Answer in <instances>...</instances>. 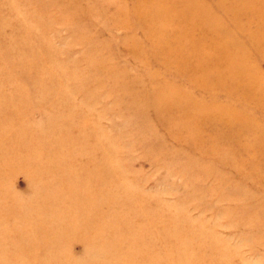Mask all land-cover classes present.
I'll return each mask as SVG.
<instances>
[{
	"label": "rangeland",
	"instance_id": "374dc122",
	"mask_svg": "<svg viewBox=\"0 0 264 264\" xmlns=\"http://www.w3.org/2000/svg\"><path fill=\"white\" fill-rule=\"evenodd\" d=\"M199 1L263 98L264 48L246 31L232 45L242 18ZM181 3L0 0V264H264V166L238 170L183 127L219 126L194 112L246 96L168 44ZM249 114L264 130V106Z\"/></svg>",
	"mask_w": 264,
	"mask_h": 264
},
{
	"label": "bare ground",
	"instance_id": "6f19581e",
	"mask_svg": "<svg viewBox=\"0 0 264 264\" xmlns=\"http://www.w3.org/2000/svg\"><path fill=\"white\" fill-rule=\"evenodd\" d=\"M197 2V3H196ZM208 3V1L206 0ZM214 2V1H212ZM253 7H244L243 0H229L227 3H223L220 0L214 2L216 7L226 8L227 22H234L239 18H242L239 24L234 25V31L227 29V33L234 37L232 45H237L241 48V43L239 42V35L246 31L247 35L258 45L257 47L264 48V0H253ZM202 3H205L202 1ZM201 2L198 0H182V13L174 14V27L171 31V38L168 44H175L178 47V54L184 64L189 65L193 70L199 75V73H206L207 76L204 78V84H210L219 86L220 88H226L227 90L236 91L237 93H243L246 96L245 107L230 105L225 107H217L215 109L202 107L200 110L195 111L197 115H202L208 118L213 117L215 119L223 120L221 125L216 127H206L215 124L214 121L209 122L200 128L193 124H184L183 127L187 125V131L195 134L199 140H205L210 143L207 146V152L221 154L223 157L235 158L239 155L241 158L235 161L236 168L238 170H244L245 168H250L255 171L256 169L264 166V130H258L255 124L252 122L250 110L255 108H261L264 106V97L259 95V90L255 79L243 75L244 70V57H247V53L242 52L238 56H233L229 54L223 59L224 53H227L228 46L219 45L218 41L215 40V23L219 19L212 13L210 8L207 10L204 6L199 5ZM166 6L162 8L164 11ZM231 10H234L233 12ZM236 10V11H235ZM169 13V10L167 14ZM172 14V15H173ZM163 15V14H162ZM225 17V18H226ZM221 23H226L223 19L219 20ZM179 24V28H176ZM165 28V26H164ZM170 28L166 30L169 31ZM166 34H168L165 31ZM241 33V34H240ZM148 38H160L163 34L159 32H148ZM196 36V37H193ZM198 42H197V40ZM200 50H206L205 58L199 60L197 58V53ZM211 55V56H210ZM242 73V74H241ZM198 75L195 76V82L201 86V81ZM236 82H234V80ZM236 83H238L236 85ZM236 86H238L236 88ZM165 91L159 92L160 100H164ZM261 97V98H260ZM166 102V101H165ZM241 104V103H240ZM253 105V106H250ZM209 129V132L204 134V130ZM254 129V130H253ZM254 132V133H253ZM233 139L237 142V148L233 152L222 151L217 147V144L222 140ZM253 142L258 146L257 149H252L250 143ZM258 151L257 162L253 161L251 158L252 153ZM235 155V156H234ZM262 157V161L261 160ZM260 161V163H258ZM241 172V171H238ZM250 173V172H249ZM255 177L261 178L258 173ZM263 179V178H261ZM264 182V179H263Z\"/></svg>",
	"mask_w": 264,
	"mask_h": 264
}]
</instances>
